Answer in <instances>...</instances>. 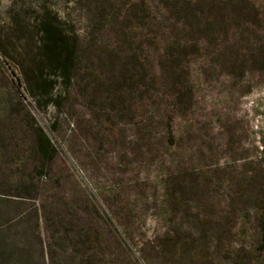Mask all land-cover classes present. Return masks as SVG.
I'll use <instances>...</instances> for the list:
<instances>
[{
    "label": "trees",
    "instance_id": "trees-1",
    "mask_svg": "<svg viewBox=\"0 0 264 264\" xmlns=\"http://www.w3.org/2000/svg\"><path fill=\"white\" fill-rule=\"evenodd\" d=\"M0 53L54 110L50 135L23 102L0 109V264H264V156L234 167L212 211L210 171L176 151L175 130L192 115L197 58L264 74V0H74L63 15L13 3ZM55 140L86 166L93 155L98 194ZM105 145L131 178L100 164Z\"/></svg>",
    "mask_w": 264,
    "mask_h": 264
},
{
    "label": "rangeland",
    "instance_id": "rangeland-1",
    "mask_svg": "<svg viewBox=\"0 0 264 264\" xmlns=\"http://www.w3.org/2000/svg\"><path fill=\"white\" fill-rule=\"evenodd\" d=\"M13 3L27 4L35 10L44 4L63 15L66 4L72 7L74 0H0V27L8 23ZM19 77V68L14 64L9 67L0 53V109L6 104L23 102L34 114L38 124L51 135L53 108L46 111L38 109L26 85H19ZM192 77L195 104L191 117L181 118L175 124L176 135L179 138L185 135V141L176 151L184 155L185 161H189L190 155H195L198 164L204 166L205 171H210L208 177L211 183L208 187L213 197V206L210 208L219 211L226 208L225 201L231 195L229 173L234 167L242 166L246 157L256 159L264 156V74L255 70L245 75L233 73L226 66L212 68L204 57H200L192 64ZM190 119L193 121L192 139L187 134L191 128L188 123ZM55 143L61 150L60 159L71 168L75 180L92 193L98 194V187L92 182L93 155L87 156L90 166H86L71 150L62 147L59 141L55 140ZM88 145V153H91L94 143L88 141ZM98 157L102 159L100 164L104 167L107 162H112L117 173L128 170L125 176L132 177L131 166L122 162L118 149L105 145L99 148ZM147 175L143 173L142 177ZM104 176L107 178L106 171ZM101 205L103 211L110 214L106 206ZM143 223L150 234L158 227L151 217L145 218ZM213 264L229 262L223 260Z\"/></svg>",
    "mask_w": 264,
    "mask_h": 264
}]
</instances>
